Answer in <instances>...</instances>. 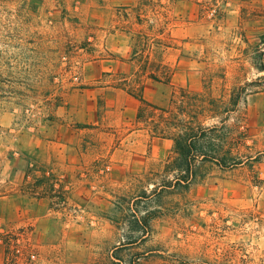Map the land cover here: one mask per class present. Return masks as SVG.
Here are the masks:
<instances>
[{"label":"rangeland","instance_id":"rangeland-1","mask_svg":"<svg viewBox=\"0 0 264 264\" xmlns=\"http://www.w3.org/2000/svg\"><path fill=\"white\" fill-rule=\"evenodd\" d=\"M260 68L264 0H0V264H264ZM238 87V164L155 192L180 90Z\"/></svg>","mask_w":264,"mask_h":264},{"label":"trees","instance_id":"trees-1","mask_svg":"<svg viewBox=\"0 0 264 264\" xmlns=\"http://www.w3.org/2000/svg\"><path fill=\"white\" fill-rule=\"evenodd\" d=\"M260 70H264L261 69ZM178 100L176 92L173 94L172 102H180L179 112L174 114V123H171L169 134L174 141V156L165 165V181L164 187L155 184V192L158 190H168L169 193H187L198 178V166L206 162L216 163L222 168H231L237 163V156L233 155L232 149H225L222 145L214 143L213 133H218L225 130L226 134L217 135L216 140L228 139L226 121L231 107L238 105L242 96L246 95V87H238L234 89L230 96V102L223 106L221 100L211 99L207 94L196 93L195 96H190L189 92L181 89ZM195 100V104L189 103L191 99ZM144 105L152 106L154 109L166 113L167 110L156 105L147 103L141 99ZM195 109H191V108ZM145 107L141 108L143 111ZM221 117V126L214 125L210 128L204 125L205 121L202 118L217 119ZM166 131H164V134ZM226 136V137H225ZM33 167L31 162L29 167ZM46 177V176H45ZM37 179V178H36ZM37 181V180H36ZM32 195H41L39 189L35 186L30 192Z\"/></svg>","mask_w":264,"mask_h":264}]
</instances>
